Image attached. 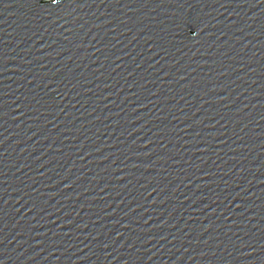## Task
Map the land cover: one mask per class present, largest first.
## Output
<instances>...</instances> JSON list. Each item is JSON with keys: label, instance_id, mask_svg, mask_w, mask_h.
Here are the masks:
<instances>
[{"label": "water", "instance_id": "95a60500", "mask_svg": "<svg viewBox=\"0 0 264 264\" xmlns=\"http://www.w3.org/2000/svg\"><path fill=\"white\" fill-rule=\"evenodd\" d=\"M188 2H0L4 264H264V0Z\"/></svg>", "mask_w": 264, "mask_h": 264}, {"label": "snow or ice", "instance_id": "6c2138e0", "mask_svg": "<svg viewBox=\"0 0 264 264\" xmlns=\"http://www.w3.org/2000/svg\"><path fill=\"white\" fill-rule=\"evenodd\" d=\"M0 2H2V0H0ZM34 2L39 4L40 0H34ZM68 2L71 3L72 0H68ZM197 2H199V0H197ZM257 2L259 3L260 0H257ZM63 3H65V0H44V4L49 5V7L55 6L56 8H59ZM165 3L169 5H173L174 9L183 10V11L174 10L172 13V16L174 17L173 37L175 38L182 37L183 39H188L190 37L193 42L199 43L198 32L192 31V29L194 27H198L199 25H201L200 17L199 15H191L187 11V9L192 7V4L189 3L188 0H160V4H165ZM202 30L203 29H200V32H202ZM17 107H20V105H17ZM0 108H2V105H0ZM0 115H2V112H0ZM17 211H19V209H17ZM2 242L3 241H0V243ZM105 247H107V245H105ZM247 254L250 253H243L242 255H247ZM0 264H4V260H0Z\"/></svg>", "mask_w": 264, "mask_h": 264}]
</instances>
